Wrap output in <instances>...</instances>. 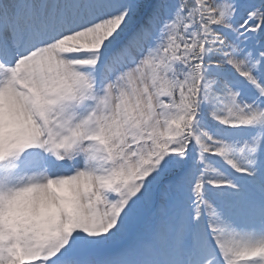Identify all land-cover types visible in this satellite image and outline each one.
<instances>
[{"label": "snow or ice", "instance_id": "6c2138e0", "mask_svg": "<svg viewBox=\"0 0 264 264\" xmlns=\"http://www.w3.org/2000/svg\"><path fill=\"white\" fill-rule=\"evenodd\" d=\"M0 264H264V0H0Z\"/></svg>", "mask_w": 264, "mask_h": 264}]
</instances>
